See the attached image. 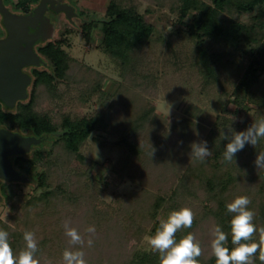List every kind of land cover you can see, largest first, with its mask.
Here are the masks:
<instances>
[{
	"label": "rangeland",
	"instance_id": "obj_1",
	"mask_svg": "<svg viewBox=\"0 0 264 264\" xmlns=\"http://www.w3.org/2000/svg\"><path fill=\"white\" fill-rule=\"evenodd\" d=\"M110 1L71 0L80 8L98 10L100 18L105 16ZM117 1L136 7L156 26L149 43L139 52L136 73L140 74L137 77L136 74L122 75L118 63L102 51L101 22H95L89 40L79 31L70 34L68 44L63 47L73 59L67 79L59 82L53 92L39 88L35 109L49 112L58 122L64 114L77 118L101 111L106 100L115 112L114 117L123 116L129 108L134 116L142 109L153 108L143 124L144 128L138 133L141 155L127 158L116 144L115 136L92 134L81 147L82 155L93 165L90 169L87 167V172H84L83 164L74 162L58 150L50 154L48 163L35 168L33 175L46 172L49 188L60 186L56 205L30 207L28 200L41 191L36 190L32 182L15 187L13 198L0 203V223L17 235V254L25 248L24 232L32 231L38 242L35 258L40 264H63L65 249L83 251L87 264H122L134 246L151 251L143 239L152 235L149 227L137 240L139 235L131 231L137 226H133L130 219L138 213V217L142 215V222L137 219L136 222L147 225L148 220L143 216L148 212L145 209L141 211V208L149 201L153 202L155 195L165 192L164 185L166 188L170 185L176 187L181 180L186 189L193 191L188 196L190 202L181 205L191 208L199 219L191 234L199 242L203 258L212 255L211 230L215 224L204 208L211 205L189 174L190 169L195 171L198 166L190 155V145L205 141L217 116L223 114L220 102L231 112L226 113L228 119L234 117L235 122H242V115L233 114L235 105L230 100L233 99L230 93L237 81L233 73L243 71L248 58L214 44L215 51L228 52L223 60L231 65H228L229 73L222 72L220 84L206 85L194 63L195 42L186 33V25L178 22L177 11L172 10L176 0ZM249 18L250 15H243L240 19L246 22ZM211 43L207 40V44ZM87 67L92 69L91 72ZM98 82L100 92L88 96L89 88ZM247 107L251 110L249 116H252L256 106L249 103ZM67 192L76 196L73 202L72 195L67 201H62ZM131 195L132 199H127ZM108 210H112L111 217H104ZM172 211L162 209L156 217L158 225ZM65 221H69L85 240L89 235L85 229L94 227V246H71L64 234Z\"/></svg>",
	"mask_w": 264,
	"mask_h": 264
},
{
	"label": "trees",
	"instance_id": "obj_2",
	"mask_svg": "<svg viewBox=\"0 0 264 264\" xmlns=\"http://www.w3.org/2000/svg\"><path fill=\"white\" fill-rule=\"evenodd\" d=\"M176 1L172 10L177 11L178 22L186 25V33L195 42L194 63L199 67L206 85L220 84L222 72L229 73L228 65H231L229 61L223 60L228 52L215 51L214 44L227 48L229 52L238 54L239 57L248 58L243 71L233 73L237 81L233 84L230 93V98H233L230 100L235 105L233 114L242 115V122L237 123L233 119H228L226 113L231 112L220 102L219 106L223 114L217 116L216 122L205 138L211 155L203 161L195 159L198 166L195 171L190 169L189 172L204 192V198L211 205L204 206L207 209V216L211 217L214 224L220 226L228 235L225 246L231 251L235 247L231 242L230 230V221L234 214L227 211L226 204L235 197L247 196L251 201L248 207L255 212L253 223L257 232L250 242H259V229L264 227V169H258L254 164L257 153L264 152V138H260L255 146L246 144L235 154L234 163L223 159L224 147L228 141L221 140V133L230 138L232 133L245 131L252 123L264 118V0H211L210 3L204 0ZM243 15H250L248 21H241L240 18ZM83 29V36L89 40L92 25H85ZM155 30L156 26L150 23L145 15L138 12L136 7L125 6L121 1L111 0L106 8L105 19L101 22V49L118 63L122 68L123 76L136 74L137 77L140 74V72L136 73L139 66V52L149 43ZM207 40H210L212 45L207 44ZM49 58L55 65V76L44 74L42 83L47 92H53L59 82L67 79V72L73 59L60 46L53 53H49ZM87 70L91 72L92 69L87 67ZM40 77L34 82L29 100L19 102L14 108L0 105V128L46 138L41 145L33 147L29 153L10 157L14 168L30 176L36 190L41 189L38 194L28 200V205L32 208L56 205L55 200L58 199L57 193L60 192V186L56 188L58 190L49 188L46 184L45 171L33 175L37 165L48 163L51 153L61 151L74 162L83 164L84 172H87V167L90 169L93 165L82 155L81 147L92 134L99 136L109 134L116 137V144L121 147L127 158L141 155L138 133L144 128V122L153 111V108L142 109L134 116L130 113L129 106V110L125 111L123 116L114 117L115 112L106 100L103 102L101 111L77 118L64 114L57 122L53 120L49 112H39L35 109ZM100 90L101 85L98 82L89 88L88 96ZM101 94L107 97L104 92ZM249 103L256 106L252 116L248 114ZM21 184L0 179L2 203L10 201L15 195L14 188ZM173 186L166 188L164 185L166 191L155 195L153 202L149 201L141 208V211L145 209L148 212L146 216H143L148 220V226L136 222V219L142 220V215L138 217L137 213L136 217H131L132 225L137 226L131 230L139 235L136 237L137 240L148 227L149 233L155 234L159 227L156 217L162 209L175 211L183 207L181 204L190 202L188 196L193 191L186 189L182 180L180 185ZM72 194L67 192L62 201H67ZM75 197L72 195V202ZM127 199L131 200L132 195ZM111 212L112 210H108L103 216L109 217ZM198 224L199 219L195 217L191 228L181 229L176 233L177 241L193 232ZM0 229L9 233V243L16 255L17 235L4 223H0ZM261 251H264V245L261 246ZM261 251L253 257L252 264H264V261L260 259ZM197 259L199 264H216V258L213 255L207 259L201 255ZM122 264H160L159 254L153 250L134 246Z\"/></svg>",
	"mask_w": 264,
	"mask_h": 264
},
{
	"label": "clouds",
	"instance_id": "obj_3",
	"mask_svg": "<svg viewBox=\"0 0 264 264\" xmlns=\"http://www.w3.org/2000/svg\"><path fill=\"white\" fill-rule=\"evenodd\" d=\"M260 138H264V118L252 123L245 131L232 133L230 138L221 133V140L228 141L224 147L223 159L234 163L237 152L241 151L246 144L255 146ZM190 148V155L196 160L203 161L211 155L207 141L194 142ZM254 164L258 169H264V152L257 153ZM250 203L247 196H238L226 204L227 211L234 214L230 221V230L231 242L235 247L231 251L225 246L228 235L222 231L220 226H213L210 249L216 258V264H252L253 257L261 251V246L264 245V227L259 229V242H250L257 232L253 223L255 212L248 207ZM194 219L195 213L191 208H180L172 211L166 220H160L154 235L144 236V241L159 254L160 264H199L197 258L202 255V248L196 237L189 233L179 241L176 239V233L181 229L191 228ZM63 227L71 246L83 247L85 244L89 248L94 246L96 236L94 227L89 226L85 229V232L89 234L86 240L76 228L70 226L69 221H65ZM8 236L7 231L0 229V264H40L35 258L38 242L34 232H24L25 248L17 255L13 253ZM62 259L63 264H87L85 253L81 250L65 249ZM260 259L264 261V251H261Z\"/></svg>",
	"mask_w": 264,
	"mask_h": 264
},
{
	"label": "flooded vegetation",
	"instance_id": "obj_4",
	"mask_svg": "<svg viewBox=\"0 0 264 264\" xmlns=\"http://www.w3.org/2000/svg\"><path fill=\"white\" fill-rule=\"evenodd\" d=\"M0 5L12 15L25 17L24 23L27 32L22 38L27 41V44L32 45L39 57L38 65L22 67V72L30 76L31 81L27 86L28 97L24 100H18L15 105L29 100L34 82L39 76L41 77L38 88L44 89L42 76L44 74L55 76V65L49 58V53L56 51L59 46L65 50L63 47L68 44L69 36L73 31H79L80 34H83L85 25H94L95 22H102L105 19V16L103 18L98 17V10L92 7L80 8L71 0H44V2L43 0H0ZM8 33L0 11V41L6 39ZM27 44L24 43L22 46ZM2 104L4 105L0 102V105Z\"/></svg>",
	"mask_w": 264,
	"mask_h": 264
},
{
	"label": "water",
	"instance_id": "obj_5",
	"mask_svg": "<svg viewBox=\"0 0 264 264\" xmlns=\"http://www.w3.org/2000/svg\"><path fill=\"white\" fill-rule=\"evenodd\" d=\"M0 11L9 32L7 38L0 41V102L14 108L18 100L28 97L27 86L31 78L22 72V67L38 65L39 57L32 45L22 38L27 32L25 17L12 15L1 5ZM24 43L27 45L22 46ZM45 139L43 136L22 135L0 128V179L6 182H33L30 176L14 168L10 157L29 153L33 146H39ZM2 200L0 193V203Z\"/></svg>",
	"mask_w": 264,
	"mask_h": 264
}]
</instances>
